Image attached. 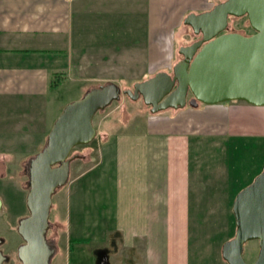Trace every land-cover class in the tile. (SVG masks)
Masks as SVG:
<instances>
[{"label":"crops","instance_id":"0c3cea01","mask_svg":"<svg viewBox=\"0 0 264 264\" xmlns=\"http://www.w3.org/2000/svg\"><path fill=\"white\" fill-rule=\"evenodd\" d=\"M182 1L160 0L157 9L156 0H0V93L41 95L62 80L92 83L85 93L118 80L94 72L123 56L145 62L150 49L158 51V68L168 67L185 10L213 6L185 0L179 7ZM170 110L143 114L141 130L108 123L95 163L71 173L66 218L54 219L55 255L65 254L62 231L65 264H226L213 245L208 260L200 250L214 235L225 234L221 243L234 235L233 200L264 166V106L231 101ZM191 231L194 244L200 237L192 254Z\"/></svg>","mask_w":264,"mask_h":264},{"label":"water","instance_id":"95a60500","mask_svg":"<svg viewBox=\"0 0 264 264\" xmlns=\"http://www.w3.org/2000/svg\"><path fill=\"white\" fill-rule=\"evenodd\" d=\"M244 16L253 33L229 32V18ZM182 23L199 39L179 47L182 59L171 73L159 71L122 91L115 83L101 84L62 109L42 150L27 162L28 215L17 226L23 240L17 250L20 264H51L57 251L46 239L52 196L68 183L70 163L78 157L70 156L72 150L95 138V114L121 94L133 101L141 99L151 114L231 101L264 106V0H224L209 10L187 14ZM232 213L235 232L222 244L221 258L226 264H264V166L236 194ZM249 241L258 244L251 263L243 257Z\"/></svg>","mask_w":264,"mask_h":264},{"label":"rangeland","instance_id":"374dc122","mask_svg":"<svg viewBox=\"0 0 264 264\" xmlns=\"http://www.w3.org/2000/svg\"><path fill=\"white\" fill-rule=\"evenodd\" d=\"M159 1L160 0H156L155 3L157 9L160 6ZM222 1L224 0H209L212 5ZM186 4L187 2L184 0L178 6L184 7ZM202 8L204 7H197L194 11H192L193 9H186L185 11H188V14L195 13L200 12ZM165 13L168 17L169 13ZM158 14L159 11L156 12L154 10L152 12V17H155V15L158 17ZM186 15H184V17ZM228 21L229 32H239L244 35L253 33L245 16L240 18L230 17ZM197 39H199V37L193 34L190 27L185 26L181 22L178 30L175 31L173 36V43L171 45L172 57L168 67L158 68L156 64L158 62V51L157 49H150L147 52L148 57L145 59V62H139V59L135 57L123 58V56L117 60L114 65L108 66L102 72L96 71L94 74L107 75L113 78L117 77L118 79L114 82L109 81L101 84L115 83L119 86L121 91L132 89L133 84L148 79L160 70L171 73L172 66L182 59L178 54L179 47L189 45ZM144 68L148 73L145 76H142L141 73L137 71L139 69L144 70ZM89 85H92V83H88V81L80 83L62 80L60 83L55 81L54 85H52V87L49 86L46 92L43 94L41 93V95L29 94L27 97H11L0 93V237L6 241V244L3 247L5 251L12 252L15 255L16 249L21 245V238L16 231V227L18 222L28 215L26 207L27 190L24 186L26 182L24 170L26 169L28 160L39 153L45 145L46 138L44 139L41 135L43 128L52 123L54 116L59 110H62V108L68 103L81 98L84 94V91H82L83 86ZM190 97L191 95H189V99ZM201 107H203V104H201ZM187 108H189V106H187ZM167 111L171 110L169 109ZM167 111L165 110L163 112L166 113ZM147 113L150 114L149 107L145 106L141 99L133 101L125 94H121L118 101L113 102L103 111L97 112L92 120L93 126L96 129V136L88 145L78 146L71 152V155H78V157L73 159L70 163L71 173L74 175L76 172L78 173L80 169L83 170L86 166L95 163L98 155L97 149L100 146V143L104 140L103 136H105L103 130L107 127L108 123H112L113 121V125L117 124L116 129L141 130L143 129V126H140V124L137 123H140L141 118ZM132 118H134L132 123L135 124H131V121H129ZM124 120H128V122L125 123ZM111 128L114 127L112 126ZM258 142L263 144L259 147V150L262 152L264 140L259 139ZM253 148L255 151L258 150L257 145H254ZM65 192L66 188L63 187L52 196V203L58 202L60 208L58 210H51L49 221H53L55 215H58L61 221L65 220ZM216 220L220 227L217 226ZM214 221L213 227L216 231L218 228H222L221 218L214 219ZM63 233L64 232L62 231L60 232L61 243L59 244V247L62 252L65 253L63 255L64 257H61L60 259L58 254L55 255L51 264H65L68 261V256H66L65 235ZM203 234L206 235L205 230H203ZM223 236H225V234L214 235V239L217 240L220 238V241L211 240L208 244H203V249L200 250L203 261L204 259L206 260V258L208 260L211 255L213 256V253H210V247L212 245L214 246V250H217L220 255V249L218 246L223 244L221 243ZM193 238L191 231V241L189 243L190 254L195 251L193 250V245L196 248L197 243H199L200 240V237H198L197 242L196 238L195 242L197 243L194 244ZM257 250V241L247 242L244 245L243 250L244 260L248 263L253 262ZM191 262L192 264H195L196 261L192 258Z\"/></svg>","mask_w":264,"mask_h":264},{"label":"flooded vegetation","instance_id":"af4514ba","mask_svg":"<svg viewBox=\"0 0 264 264\" xmlns=\"http://www.w3.org/2000/svg\"><path fill=\"white\" fill-rule=\"evenodd\" d=\"M248 35H250V34H248ZM188 99H189V96L187 97V100ZM70 156H72L71 153H70ZM84 158H85V156H84ZM24 173H25V177H26V182H25L24 186L28 192L27 166H26V169L24 170ZM70 173H71V165H70L69 177H70ZM51 210H53V203H52V207L50 209V212H51ZM49 218H50V213H49ZM49 223H50V225H49V228H48L47 233H46V239L50 244L58 246V242H59L58 238H57L58 226L56 225V223H54V220L49 221ZM16 231H17V227H16ZM5 244H6V241L0 237V256H1L0 264H20V261L17 258V250L23 244V240L21 239V245L16 249L15 255L12 252L4 250L3 247L5 246ZM57 251H58V248H57Z\"/></svg>","mask_w":264,"mask_h":264}]
</instances>
